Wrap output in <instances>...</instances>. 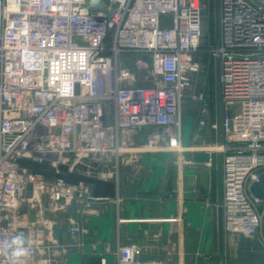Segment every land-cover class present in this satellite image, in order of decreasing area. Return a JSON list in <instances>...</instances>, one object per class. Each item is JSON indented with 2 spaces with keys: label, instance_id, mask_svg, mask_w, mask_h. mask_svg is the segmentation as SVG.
Returning <instances> with one entry per match:
<instances>
[{
  "label": "built area",
  "instance_id": "2783aa9c",
  "mask_svg": "<svg viewBox=\"0 0 264 264\" xmlns=\"http://www.w3.org/2000/svg\"><path fill=\"white\" fill-rule=\"evenodd\" d=\"M89 1L0 0V241L21 232L14 213L27 185L55 201L82 192L93 199L88 185L46 179L16 158L73 169L91 155L117 157L120 131L147 126L173 127L169 146H179L181 98L205 51L201 0ZM218 17L219 42L207 51L219 59L220 141L201 150L221 154L224 233L255 237L264 249V199L249 190L264 172V7L218 0ZM124 54L151 63L152 84H132ZM207 112L204 101L199 113ZM113 168L116 193L117 163ZM28 234L27 264L46 243L42 227ZM138 254L117 239L115 264H177ZM0 264H7L3 254Z\"/></svg>",
  "mask_w": 264,
  "mask_h": 264
},
{
  "label": "crops",
  "instance_id": "0c3cea01",
  "mask_svg": "<svg viewBox=\"0 0 264 264\" xmlns=\"http://www.w3.org/2000/svg\"><path fill=\"white\" fill-rule=\"evenodd\" d=\"M196 118L192 115L188 127L184 118L178 148L169 146L173 127L147 126L120 131L122 151L117 157L107 153L85 159L87 174L95 171L107 180H112L117 163L119 187L112 198L87 199L82 192L73 199L55 201L47 195L22 191L14 213L20 231L31 233L42 227L46 240L28 264H53L52 253L62 256L54 264L69 261L66 245H75L81 252V264H85L82 253L99 254L102 264H115L117 239L122 245H136L141 259L203 264L212 258L217 264H264V249L255 237L237 240L238 234L224 233L220 249L215 163L205 188L199 182L197 164L190 161L193 151L217 141V131L204 125L201 136H194ZM149 141L152 146H148ZM73 226L79 230L71 231Z\"/></svg>",
  "mask_w": 264,
  "mask_h": 264
},
{
  "label": "water",
  "instance_id": "95a60500",
  "mask_svg": "<svg viewBox=\"0 0 264 264\" xmlns=\"http://www.w3.org/2000/svg\"><path fill=\"white\" fill-rule=\"evenodd\" d=\"M253 2L260 4L264 7V3L259 0H252ZM90 6H107L108 0H90ZM214 43L217 45L219 42V17H218V0L214 1ZM144 59H149L147 55L143 56ZM215 112H216V131H217V142L220 141V125H221V108H220V83H219V59L216 57L215 61ZM190 161L197 164L195 170L199 176L200 184L207 188L209 185L210 177V167L212 163H215L216 171V195H217V236L220 249H222L224 231H223V221H222V209L221 203V154L216 153L210 154L204 150H195L191 154ZM16 162L20 167L28 169L31 173L40 175L46 179L57 178L61 179L67 183L78 185L80 182L86 184L90 188V195L96 199L102 198H112L115 193L114 183L112 180H107L96 176L95 171L87 174L88 166L80 163L73 169H69V166L64 163L58 164L56 167L50 165L47 161L38 162L31 158L19 157L16 158ZM32 189L31 185H27L25 191H30ZM250 193L259 199H264V172L258 176V179L251 183L249 187ZM54 230V238H58L56 233V228ZM66 249L70 251V260L63 261L60 264H81L80 251H76L75 245H66ZM60 248V247H57ZM52 252V251H51ZM85 264H102V256L99 254H85ZM62 256H54L53 253L50 255V259L54 264L55 261H60ZM203 264H217L215 259H206Z\"/></svg>",
  "mask_w": 264,
  "mask_h": 264
},
{
  "label": "rangeland",
  "instance_id": "374dc122",
  "mask_svg": "<svg viewBox=\"0 0 264 264\" xmlns=\"http://www.w3.org/2000/svg\"><path fill=\"white\" fill-rule=\"evenodd\" d=\"M214 1L215 0H201L203 18L201 48H204L205 51H200L198 53L197 56L202 65L201 69L188 76V83L183 91L180 109V134L183 132L185 117L187 123L186 127H188V122L189 119L192 118V115L197 117V126L193 128V132H195L194 136H198V134L201 136V133H203V129L201 128L204 125L208 127L209 125L211 126L215 120V58L207 51L214 43ZM121 65L129 68L131 71L130 73L133 74L135 81L132 84H152V75L150 73L151 63L148 60H142L136 55L124 54L121 57ZM204 101L208 103V112L203 116L199 113V109ZM200 118L205 119L204 125L199 124ZM238 235L239 236L235 237V239L238 238L237 240L247 238L246 235ZM257 245L259 246V244Z\"/></svg>",
  "mask_w": 264,
  "mask_h": 264
},
{
  "label": "clouds",
  "instance_id": "9594fccd",
  "mask_svg": "<svg viewBox=\"0 0 264 264\" xmlns=\"http://www.w3.org/2000/svg\"><path fill=\"white\" fill-rule=\"evenodd\" d=\"M32 249V237L26 232H17L11 238L0 241V254L6 256L7 264H27Z\"/></svg>",
  "mask_w": 264,
  "mask_h": 264
},
{
  "label": "trees",
  "instance_id": "16d2710c",
  "mask_svg": "<svg viewBox=\"0 0 264 264\" xmlns=\"http://www.w3.org/2000/svg\"><path fill=\"white\" fill-rule=\"evenodd\" d=\"M214 44V43H213Z\"/></svg>",
  "mask_w": 264,
  "mask_h": 264
}]
</instances>
